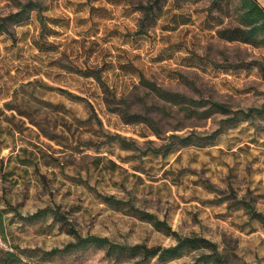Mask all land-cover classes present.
Returning <instances> with one entry per match:
<instances>
[{"label": "rangeland", "instance_id": "rangeland-1", "mask_svg": "<svg viewBox=\"0 0 264 264\" xmlns=\"http://www.w3.org/2000/svg\"><path fill=\"white\" fill-rule=\"evenodd\" d=\"M26 1L0 0V14ZM36 1L44 25L30 11L15 39L0 35V252L40 264H211L197 250L139 263V256L97 247L48 256L75 241L68 225L49 212L21 218L52 208L83 237L176 243L140 210L182 236L217 243L233 262L264 264V228L239 203L249 200L264 214V47L216 34L238 24L239 0H218L228 15L214 0H163L142 34L136 7L154 0ZM256 3L264 10V0ZM70 63L102 67L118 95L130 96L131 111L156 126L125 124L107 110L99 84L69 71ZM141 75L191 100L223 103L230 113L190 115L157 98ZM248 109L252 117L229 121Z\"/></svg>", "mask_w": 264, "mask_h": 264}, {"label": "trees", "instance_id": "trees-1", "mask_svg": "<svg viewBox=\"0 0 264 264\" xmlns=\"http://www.w3.org/2000/svg\"><path fill=\"white\" fill-rule=\"evenodd\" d=\"M163 0H154L149 4H139L136 7L141 13L139 18L138 30L136 34H142L147 32L152 21L156 10L160 8ZM217 10L222 15H228L229 11H225L224 6L221 3H218V0L213 1ZM16 11L10 12L6 15L0 14V35L7 34L12 39H15L14 28L18 25H21L24 21L29 18L30 11H36L38 14L39 21L43 23L42 17V4L36 0H27L24 3L17 2ZM217 37L226 42H239L243 44L252 45L255 47H264V10L254 1V0H239V11H238V24L235 26H226L220 27L216 31ZM69 71L79 74L85 78L94 79L100 86L102 92V100L107 107V110L116 113L120 119L125 124H140L145 123L146 125L154 128L155 121L148 116L139 114L137 112L131 111V106L129 104V95L125 93H118L114 90L104 79L103 77V68L95 66H86L84 69L70 63L66 67ZM140 83L143 84L146 88L150 89L157 98L166 103H171L174 105H182L183 109L186 110L190 115H195L197 117L204 116L203 118H209L213 113L228 114L230 113L229 108L223 103L216 101H206L205 103L201 101L191 100L179 93H174L158 87L154 82L149 81L141 75ZM61 93L65 94L70 99L86 101L83 97L75 95L74 93L65 90L58 89ZM86 104L91 108L92 105L86 101ZM206 109L199 111L197 108L206 107ZM254 110L248 109L246 111H238L233 113V117L229 121H240L246 118L253 116ZM95 115V113H93ZM97 118V117H96ZM98 122L101 124V121L97 118ZM158 136V133H155ZM121 140V137L117 136ZM174 138V135L171 137ZM183 141H189L190 138L185 137ZM109 201L112 200V197H108ZM239 203L245 209V212L249 215L251 219H255L260 222L264 228V214L257 211L251 201L241 199ZM139 216L142 219L150 221L154 227L166 234L172 235L176 243L168 247L153 246L147 247L145 245H134V246H125L120 244H115L110 242L106 237H99L95 235L81 236L77 233L72 224L68 223L64 215L56 209L46 208L39 212H36L32 215L22 217L26 220H33L46 214L47 212L51 213L53 217L68 226L67 232L74 236L75 241L67 244L63 249H52L44 253L45 255L52 256L56 253L68 252L88 247H97L107 249L112 254H115L117 257H120L124 254H129L133 256H139L140 259L136 263L145 262L150 260L153 257L158 259H172L178 258L183 255L185 251H198V260L204 263L211 264H249L246 262H233V258L237 259L236 256L228 254L226 251L219 250L217 243H214L206 238L198 236H182L176 231H173L171 226L167 224L166 221L158 219L155 215L136 210ZM20 216V215H19ZM4 227V215L0 210V232L3 231ZM0 264H40L32 262L27 259H23L17 252L14 251H1L0 252ZM259 264V263H256Z\"/></svg>", "mask_w": 264, "mask_h": 264}, {"label": "water", "instance_id": "water-1", "mask_svg": "<svg viewBox=\"0 0 264 264\" xmlns=\"http://www.w3.org/2000/svg\"><path fill=\"white\" fill-rule=\"evenodd\" d=\"M256 2V0H254Z\"/></svg>", "mask_w": 264, "mask_h": 264}]
</instances>
